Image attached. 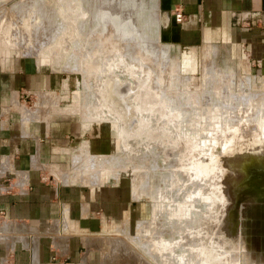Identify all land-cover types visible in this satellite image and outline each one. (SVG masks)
I'll list each match as a JSON object with an SVG mask.
<instances>
[{
    "label": "rangeland",
    "instance_id": "rangeland-1",
    "mask_svg": "<svg viewBox=\"0 0 264 264\" xmlns=\"http://www.w3.org/2000/svg\"><path fill=\"white\" fill-rule=\"evenodd\" d=\"M101 1L34 0L36 6L30 13L23 11L29 6L25 0H6L0 4V19L3 18V12L11 9V19L7 17L2 20L0 48L10 44L11 60L21 59L20 56L35 58L43 64L40 68L42 72L51 70L54 73L53 82L49 84L51 87L43 89L57 92H41L36 95L32 90L28 91L25 99L27 91L20 89V101L26 103L23 105L26 107L23 113L34 111L41 94H47L49 97L40 100H45L40 111L31 113L34 117L42 114V110L48 113L59 108L72 109L87 120L106 119L114 126L107 121H92L88 126L82 127L81 116L77 113L52 114L51 117L59 115L76 119L72 131L76 135L80 134L65 149L69 153L68 165L58 164L59 169L71 167V155L83 141H88L93 149L113 154L109 156L111 159L108 163L102 166H97V163L101 164L99 161L104 157H86L84 162L90 168L85 167L81 161L73 176L77 181L59 182L57 175L51 170L39 169V179L45 183L76 184L81 189H90L91 186L85 184L90 182L99 183L97 187L118 184L124 190L121 198L125 207L119 211L114 207L102 228L84 232L82 249L93 245L87 253L91 255L89 264H159L148 253L147 247L146 251L141 247L144 246V241L138 244L140 220L149 223L145 230L148 238L151 235L154 236H151L152 239L158 237L152 244L153 248L160 252L168 249L169 264H174L175 259H171L172 257L176 258L175 264H237L241 253H246V260L241 258L239 264H256V260L257 264H264V187L261 186L264 183V114L258 113L261 114V119L254 121L250 130H245L247 121H243L242 127L238 128L235 120H227L229 115L252 112L249 109L250 103L258 95L261 98L258 107L264 108V61L249 57V68L246 61L240 60L243 55L230 51L224 45L206 46L199 38L192 47L178 44L180 42L174 43L172 36V40L169 39L171 15L167 10L161 9L163 7L160 0L159 3L158 0H136L135 11L142 10L145 14L144 22L139 20L144 23H141L139 31L145 33L150 43L148 41L144 44L147 47L141 56V71L134 70L120 57L105 53L100 40L93 41L88 33L87 24L91 17H97L96 7ZM17 5L19 12L14 11ZM37 18L49 20L47 24L41 23L46 28L37 26ZM94 26L99 27L98 24ZM10 33L11 36L8 35ZM159 33L165 35H161V40L167 44L158 38ZM64 39L67 47L63 46ZM169 40L172 41L171 44ZM120 41L129 47L140 42L137 39L126 41L123 36ZM153 44H157L161 60L157 62L158 65H152L154 68L149 69V54L155 49ZM157 68H161V71L151 70ZM109 77L113 79L110 93L115 90L124 92V86L118 82L125 83L126 88L128 85L132 90L130 92L137 96L142 93L144 102L140 101L141 104L138 105L135 100L136 104H131L128 99L135 94H130L128 88V94L123 96L128 103L123 108L118 106L113 101L114 96L108 95L106 90L107 81L111 80ZM149 80L153 85H149ZM243 96L248 97L244 105ZM141 107L145 110L142 108L144 114L149 113L145 115L146 118L141 117ZM14 112L13 117L18 120L19 111ZM255 116H258L256 111L248 118L253 119ZM210 124L221 127L211 128ZM204 125L208 127L205 132H201ZM230 132H233V136L236 135L234 140L231 139ZM214 134L219 136L213 140L210 136ZM245 134H249L248 137ZM191 137L199 140L201 151L193 157L192 164L186 165V159L183 158L187 153L185 141ZM191 143L194 147V141ZM159 150L161 154L157 155ZM139 155H153L155 160L149 165L142 164ZM204 174L208 175L206 189L217 194L222 191L224 214L215 218L217 220L216 223L213 221L214 227L202 225L199 220L205 213L213 212L206 208L213 203L211 192H199V187L191 196H181L183 188L199 181ZM17 178L13 169L11 172L6 171L0 178V185H10L8 189H19L21 187L14 183ZM33 181L34 179H29L25 187H29ZM132 191L139 193L136 194L138 197L132 196ZM176 205L179 207L180 222L191 220L192 223L181 224L187 230L196 231V236L193 234L192 237H195L194 241L190 239L191 242L185 240L182 243V239L186 238H181V224L171 223L175 220ZM181 206H185L186 213H180ZM256 232H262L258 249L252 244L253 238L257 237ZM106 239L107 244L100 242Z\"/></svg>",
    "mask_w": 264,
    "mask_h": 264
},
{
    "label": "crops",
    "instance_id": "crops-1",
    "mask_svg": "<svg viewBox=\"0 0 264 264\" xmlns=\"http://www.w3.org/2000/svg\"><path fill=\"white\" fill-rule=\"evenodd\" d=\"M160 3L161 9L170 12L169 39L173 38L174 43L192 47L199 38L206 46L224 45L243 55L240 60L246 61L249 68L250 58L264 61V0H160ZM174 8L183 11L182 21L174 19ZM1 17L0 28L2 20L11 19V9ZM20 57L11 60L10 44L0 48V178L13 169L18 175L14 183L21 187L14 190L8 189L10 185H0V264H89L91 255L87 253L93 245L82 249L84 232L102 228L114 207L117 211L125 207L121 198L124 190L118 184L97 187L99 184L88 183L90 189H81L76 184L45 183L39 179V169L51 170L59 182L77 181L73 176L77 173L79 151L88 150L94 156L112 153L93 149L88 141H83L71 155V167L58 168V164L68 165L66 148L80 134L72 131L76 119L51 116L76 112L62 108L48 113L42 110V114L34 117L31 113L36 108L23 113L26 103L20 101V89L27 91L25 99L28 91L34 90L36 95L57 91L43 89L51 87L53 71L42 72L43 64L38 60ZM64 82L65 78L63 86ZM43 97L49 96L41 94L39 102ZM15 110L19 111L18 120L13 117ZM90 122L82 119V127ZM114 140L117 145L116 134ZM29 179L34 181L25 187ZM100 242L107 244V239Z\"/></svg>",
    "mask_w": 264,
    "mask_h": 264
},
{
    "label": "bare ground",
    "instance_id": "bare-ground-1",
    "mask_svg": "<svg viewBox=\"0 0 264 264\" xmlns=\"http://www.w3.org/2000/svg\"><path fill=\"white\" fill-rule=\"evenodd\" d=\"M34 0H25V2L28 4L29 3V6L28 7H26V9L24 10L23 9V11H28V13H30V12H33L34 11V8H35V6H36V4H35V2H33ZM24 2V3H25ZM38 2V1H37ZM23 3V4H24ZM25 3V4H26ZM39 3H40V1H39ZM136 3H137V1L136 0H102L101 2H99V4H98V7H96L97 9L96 10H98L97 11V17H91V19L89 20V22H88V24H87V27H88V30H89V35H90V37L93 39V41H95L96 42V40H100V42H101V45H103L104 47H105V53H107L108 55H116V56H118V57H120V59L122 60V61H124V62H126V63H128V65H129V67H131V68H134V70H136V69H139L140 71H141V67H142V65H141V59H142V54H144V52L146 51V47L147 46H145L144 44L145 43H147L148 41H149V39L147 38V36L145 35V33H141L139 30L142 28V26H141V23L142 22H144V20H143V17H145L144 15V13H143V11L142 10H140V11H135L136 9H137V6H136ZM158 3H159V1H158ZM22 4V5H23ZM19 5H21V4H19ZM14 6V5H13ZM27 6V5H26ZM96 6V5H95ZM20 7V6H19ZM23 7H24V5H23ZM160 7V6H159ZM17 8H18V5L17 6H15V8H14V11H17V12H19V10H17ZM21 8H22V6H21ZM29 8V9H28ZM18 9H20V8H18ZM30 11V12H29ZM95 11V10H94ZM20 14V13H19ZM21 15H22V13H21ZM36 18V17H35ZM37 19H39V18H37ZM43 19V20H42ZM142 21V22H140V21ZM49 20L48 19H45L44 20V18H41V19H39V22L37 23V26H39L41 29L43 28H46L45 27V25L42 27L41 26V23L42 22H45L46 24H47V22H48ZM54 22V21H53ZM138 22H140V24L138 23ZM53 24V23H52ZM95 24H98V26L99 27H97V26H94ZM56 25V24H55ZM142 25H144V23H142ZM130 30H133V32H131ZM55 31V30H54ZM50 32H51V30H50ZM171 32V31H170ZM170 32H169V35H170ZM26 35V34H25ZM69 35H71V33L69 34ZM135 35V36H134ZM161 35H163V36H165L163 33H159L158 34V38H160V40H161ZM168 35V36H169ZM51 36V35H50ZM54 36V35H53ZM52 36V37H53ZM122 36L125 38V40L127 41H130V40H138V44H136V45H133V46H131V47H129V46H125V43L122 41H120L121 39H122ZM167 36V35H166ZM49 37V36H48ZM109 37L111 38V39H109ZM168 38V37H167ZM120 39V40H119ZM148 39V40H147ZM152 42H154V41H152ZM151 42V43H152ZM161 42H162V40H161ZM142 43H143V45H142ZM149 43H150V41H149ZM162 43H164V44H167L166 42H162ZM169 43L171 44L172 43V41L171 40H169ZM63 46H65V47H67V45H66V40L64 39L63 40ZM152 46H154L155 47V49H153L151 52H150V54H149V56H150V60H149V62H148V65H149V69L152 67V65L154 64L155 65V63L157 64V62L158 61H160L161 60V54H159L158 52V48H157V44H153ZM151 48V47H150ZM30 49V48H29ZM26 50H28V49H26ZM161 50V49H160ZM165 50V49H164ZM31 51V49L30 50H28V52H30ZM162 51H163V48H162ZM164 53H165V51H164ZM163 53V54H164ZM162 57H165V55H163ZM143 59H144V57H143ZM159 63V62H158ZM158 65V64H157ZM157 65H156V67H157ZM152 68H154V67H152ZM77 69V68H76ZM151 70H154L155 72H160L161 71V68L159 69V68H157V69H151ZM110 75V74H109ZM115 76V75H114ZM110 77H112V76H110ZM109 77V78H110ZM113 78V77H112ZM111 79V78H110ZM118 79V78H117ZM109 80V79H108ZM112 80L113 79H111L110 80V82L109 81H107L108 83H107V88H106V90H108V95L110 94V96H114L113 97V101L114 102H117V105L118 106H122V108L124 107V106H126V104L128 103V100H130V103L131 104H136V101L138 102L137 104L138 105H140L142 102H144V97H143V94L142 93H140V95H136L135 93H132V92H130V91H132L131 89H130V87L127 85V88H126V85H125V83H123V84H121V82H118V80H117V82L119 83V85H123L124 86V92L122 91H118V90H115V91H112V93H110V91H109V88L111 87H113V85H112ZM122 80V79H121ZM150 80H152V79H150ZM149 80V81H150ZM120 81V80H119ZM153 81V80H152ZM149 83V85L150 84H154V81L151 83V81L150 82H148ZM152 84V85H153ZM154 85H157V84H154ZM151 86V85H150ZM156 87V86H155ZM158 87V86H157ZM128 88H129V92H130V94L132 93V94H135V96H133V97H131V98H129L128 100L127 99H125L123 96H124V94H126L127 92H128ZM255 93V92H254ZM253 93V94H254ZM128 94V93H127ZM257 94V93H256ZM107 95V94H106ZM105 95V96H106ZM107 95V96H108ZM154 95V94H153ZM255 95V94H254ZM250 96H252V94L250 95ZM256 96V95H255ZM262 97V96H261ZM115 98V99H114ZM260 99L261 98H259V95L257 96V97H255L252 101H251V108H249V109H251V111L252 112H254V111H256V113H257V115L258 116H255L253 119H250V118H248V117H250L251 115H252V112H247V114L246 113H244V114H242V115H237V116H234V115H229V117L227 118V120L228 121H233V120H235L236 121V123H238V125H237V127L238 128H241L242 126H241V123H243V121H247V124H246V128H245V130L246 129H248V130H250V128H251V126H254V124L253 123H255V122H257V121H259V119H261V114H264V108L263 109H261V107L259 108L258 107V105L260 104ZM112 100V99H111ZM136 100V101H135ZM247 100H248V97L247 96H243V98H242V101H243V103H242V105H244L245 103H247ZM45 100L43 99L42 101H40L39 103H38V106H37V111L39 112L40 111V106H42L43 104V102H44ZM141 101V103H139ZM150 101V100H149ZM259 103V104H258ZM130 104V105H131ZM130 107V106H129ZM139 107V106H138ZM116 109H119L118 107H115ZM121 108V109H122ZM142 108L143 107H141V109H139V110H141V112H142ZM146 108V107H145ZM245 109H247V108H245ZM36 110V109H35ZM63 110H65V111H72V109H63ZM115 110V109H114ZM143 110H144V108H143ZM36 111V112H37ZM137 111V110H136ZM135 111V112H136ZM145 111V110H144ZM148 111V110H147ZM146 111V112H147ZM72 112H76V111H72ZM145 112V113H146ZM261 113V114H258V113ZM77 114H79L78 112H76ZM139 113V112H138ZM137 113V114H138ZM132 114V113H131ZM140 114V113H139ZM143 114V115H142ZM142 114H141V117L143 118H146L145 117V115L147 116V114L149 115V113H146V114H144L143 112H142ZM28 115V114H27ZM30 115V114H29ZM80 115V114H79ZM134 115V114H133ZM132 115V116H133ZM33 116V115H32ZM81 116V115H80ZM137 116V115H136ZM81 118L84 120V122H86V123H88L89 121H99V120H96V119H93V120H87V119H85L84 117H82L81 116ZM147 119H148V117H147ZM146 119V120H147ZM137 120V119H136ZM103 121H108V120H106V119H103ZM255 121V122H254ZM108 122H110V121H108ZM249 122V123H248ZM111 123V122H110ZM133 123V122H132ZM209 125V124H208ZM206 127H208V126H206V125H204V126H202V129H201V132H205L206 130ZM210 127L211 128H214L215 127V129H218L219 127H221V126H218V124H216V125H212L211 126V124H210ZM215 133V132H214ZM230 135L232 134V140H234L235 138H236V135L235 136H233L234 134H233V132H230L229 133ZM247 134V133H246ZM245 134V136L246 137H248V135H246ZM219 135L218 134H214V135H212V136H210V138L211 139H213L214 140V137L215 138H217ZM198 138V137H197ZM247 139V138H246ZM191 141H194V147H192V143H191ZM198 143H200L199 142V140L198 139H195V138H192L191 137V139H187L186 141H185V147L187 148V153L183 156V158L184 159H186V165H189V164H192L193 162H194V158L193 157H196V155L201 151V148L198 146ZM260 144V143H259ZM176 145H179V144H177L176 143ZM116 147H117V145H116ZM190 148H191V150H190ZM263 148V147H262ZM171 153V152H170ZM113 154V153H112ZM112 154H109V155H104V156H94V155H91V154H89V152H88V150L87 151H83V150H81V151H79V154H77L80 158L82 157V156H84V158H81V159H78L79 157L77 156L76 157V161H77V163H76V166L77 165H79V163L81 162V161H83L84 162V160H86V157H104V159L102 160V161H99V162H101V164L100 163H97V166H102V165H104V164H106V163H108V161L111 159L109 156H111ZM161 154V151L159 150L158 152H157V155H160ZM106 157H108V158H106ZM191 157H192V160H191ZM139 158H141V161H140V163H142V164H151L152 163V161H154L155 160V158H154V156L152 155V156H150V157H147V156H141V155H139ZM144 159H146V160H144ZM84 165H85V167H88V168H90L87 164H86V162H84ZM93 166H95L96 167V165H93ZM208 167V166H207ZM210 167V166H209ZM80 168V167H79ZM186 172H187V169H186ZM207 176L208 175H203L202 177L200 176V178H199V181H196V182H194L193 184H190V186H187L186 188H183L184 190H183V194H181V196L182 195H187L188 194V196H191V194L193 193V192H195V189H198L199 187L201 188L200 189V191L199 192H211L210 193V195L212 196L211 198H212V202L213 203H211L209 206H206V208L207 209H209V210H211V211H213L212 212V214H206L205 213V216H203V217H201V218H199V220H200V223L203 225H209V226H212V227H214L215 226V223H216V220L217 219H215V218H217V217H222V215L224 214L223 213V208H224V203H223V201H222V191L221 192H219V194H217L216 192H212L210 189L208 190V189H206V186H207V184H206V179H207ZM220 178H223L222 176H220ZM205 181V182H201V181ZM90 183H93V182H90ZM86 184H88V183H86ZM96 184H99V183H95V185ZM133 194H134V196L135 197H138V196H136V194L138 195L139 193H135V192H133ZM223 196H224V194H223ZM157 197V196H156ZM208 199H210V198H208ZM206 201H208V200H206ZM209 202V201H208ZM175 204H178V203H175ZM174 204V205H175ZM207 204V203H206ZM178 205H176V209H174V218H175V220H173V221H171V223H180L181 224V222H183V224H185V223H187V224H189V223H192L191 222V220L189 221V220H184V221H181L180 222V214L178 215V212H179V210H178ZM183 209V210H182ZM192 210V209H191ZM206 210V209H205ZM193 211V210H192ZM210 211V212H211ZM186 213V208H185V206H183V208H182V206H181V210H180V213ZM154 213V212H153ZM182 215V214H181ZM188 216V215H187ZM208 217H210V218H208ZM207 219H212V221H209V220H207ZM179 220V221H178ZM221 220V219H220ZM215 223H214V222ZM223 221V220H222ZM222 221H220L219 223L221 224V222ZM194 222V221H193ZM214 223V224H213ZM156 224V223H155ZM183 224H181V226H180V228H181V230L180 231H182V233H181V238H186V239H182V243L186 240V241H190V239H192V241H194V239H195V237L194 238H192L193 237V234L194 233H196V231H194V230H187L186 228H185V226L183 225ZM195 224V223H194ZM219 224V225H220ZM124 226H126V225H124ZM192 226H193V224H192ZM217 227H218V224L216 225ZM128 227V226H127ZM149 227V223L148 222H146V220H140V221H138V231H139V233H140V237H139V239H140V242H138V244H140L141 243V241H144L143 243H144V246H141L142 248H143V250H145L146 251V247H147V251H149L148 253H150L151 255H152V258L154 259V260H156L159 264H169L168 263V259H167V255H168V249H164L162 252H160V251H157L156 249H154L153 248V245L152 244H154V242H155V240H156V238L158 239V237H155V238H153L152 239V237H154V236H150L149 238H148V236L147 235H145V233L147 232V231H145L147 228ZM198 227H200V225L199 226H197L196 228H198ZM205 229H207V228H205ZM215 230H216V227L214 228ZM215 230H213V231H215ZM179 231V232H180ZM206 231V230H205ZM198 232V231H197ZM216 232V231H215ZM218 232V231H217ZM220 232V231H219ZM187 233L189 234V235H187ZM180 234V233H179ZM210 234V233H209ZM219 234V233H218ZM260 235H262V232H256V236L257 237H254L253 238V242H252V244L254 245H252L255 249H258V245L260 244ZM194 236H196L195 234H194ZM217 236V235H216ZM255 236V235H254ZM210 237V236H209ZM208 237V238H209ZM151 238V239H150ZM218 238H219V236H218ZM135 240H136V238H134ZM178 239V238H177ZM180 239V238H179ZM138 240V239H137ZM209 240V239H208ZM213 240V239H212ZM216 240V239H215ZM209 241H211V240H209ZM191 242V241H190ZM196 242V241H195ZM207 242V241H206ZM218 242H219V239H218ZM208 243V242H207ZM210 243H212V242H210ZM188 243H186V245H187ZM195 244V243H194ZM193 244V245H194ZM205 244V243H204ZM180 245V244H179ZM183 245V244H182ZM218 245V244H217ZM209 246V245H208ZM213 246H211V248H212ZM167 248V247H166ZM210 248V249H211ZM246 251V250H245ZM147 253V252H146ZM264 253V252H263ZM245 254L246 253H243V255H242V253L239 255V257L237 258V264H239V263H241V258H243V260H246V258H245ZM170 256H172V254L170 253ZM250 256V255H249ZM171 259H175V261H174V264H175V262H177L176 261V258H174V257H172ZM146 264V263H145Z\"/></svg>",
    "mask_w": 264,
    "mask_h": 264
},
{
    "label": "built area",
    "instance_id": "built-area-1",
    "mask_svg": "<svg viewBox=\"0 0 264 264\" xmlns=\"http://www.w3.org/2000/svg\"><path fill=\"white\" fill-rule=\"evenodd\" d=\"M173 17L176 21H182L184 19V13L181 9H173Z\"/></svg>",
    "mask_w": 264,
    "mask_h": 264
},
{
    "label": "water",
    "instance_id": "water-1",
    "mask_svg": "<svg viewBox=\"0 0 264 264\" xmlns=\"http://www.w3.org/2000/svg\"><path fill=\"white\" fill-rule=\"evenodd\" d=\"M255 185V184H254ZM262 187H264V183H263V185H261ZM255 187H256V185H255ZM256 188H258V187H256ZM262 239H264V235H262ZM250 256H251V253H250ZM250 256H248V258L250 257ZM249 260V259H248ZM255 263L257 264V260L255 261Z\"/></svg>",
    "mask_w": 264,
    "mask_h": 264
}]
</instances>
